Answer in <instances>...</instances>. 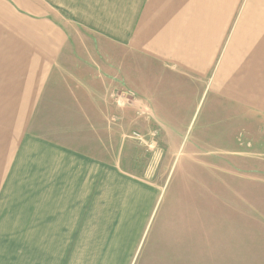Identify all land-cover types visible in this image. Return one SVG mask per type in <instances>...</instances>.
I'll list each match as a JSON object with an SVG mask.
<instances>
[{
    "label": "crops",
    "instance_id": "0c3cea01",
    "mask_svg": "<svg viewBox=\"0 0 264 264\" xmlns=\"http://www.w3.org/2000/svg\"><path fill=\"white\" fill-rule=\"evenodd\" d=\"M94 3L98 29L43 20V50L0 83V264H80L81 234L93 243L118 210L144 212L134 155L180 138L199 91L204 137L231 146L234 128L264 123V0ZM115 88L131 102L113 113Z\"/></svg>",
    "mask_w": 264,
    "mask_h": 264
},
{
    "label": "rangeland",
    "instance_id": "374dc122",
    "mask_svg": "<svg viewBox=\"0 0 264 264\" xmlns=\"http://www.w3.org/2000/svg\"><path fill=\"white\" fill-rule=\"evenodd\" d=\"M89 3L95 4L0 0V83L20 76L14 70L24 65L23 53L43 50V20L57 21L78 35L98 29L88 25L94 17ZM83 42L80 50L86 49ZM118 90L111 98L113 113L131 102L128 91L121 96ZM205 94L199 91L191 103L180 138L154 137L144 144L141 131H128L129 140L146 149L134 155L143 159V170L134 171L143 178L145 211L135 208L127 216L118 210L108 219L110 227L100 229L108 232H97L93 243L85 244L87 235L81 234L82 248L74 255L80 264H264V195L256 190L264 183V123L256 122L255 135L252 127L234 128L231 146L221 137H204Z\"/></svg>",
    "mask_w": 264,
    "mask_h": 264
}]
</instances>
